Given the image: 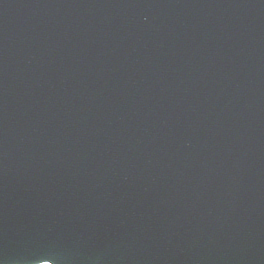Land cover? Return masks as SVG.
I'll use <instances>...</instances> for the list:
<instances>
[{
    "label": "water",
    "instance_id": "95a60500",
    "mask_svg": "<svg viewBox=\"0 0 264 264\" xmlns=\"http://www.w3.org/2000/svg\"><path fill=\"white\" fill-rule=\"evenodd\" d=\"M0 264H264V0H0Z\"/></svg>",
    "mask_w": 264,
    "mask_h": 264
}]
</instances>
